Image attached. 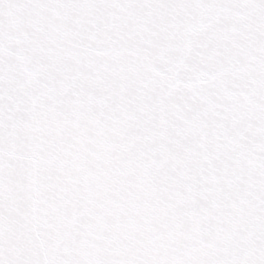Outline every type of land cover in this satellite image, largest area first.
Here are the masks:
<instances>
[{
  "label": "snow or ice",
  "instance_id": "1",
  "mask_svg": "<svg viewBox=\"0 0 264 264\" xmlns=\"http://www.w3.org/2000/svg\"><path fill=\"white\" fill-rule=\"evenodd\" d=\"M0 264H264V0H0Z\"/></svg>",
  "mask_w": 264,
  "mask_h": 264
}]
</instances>
